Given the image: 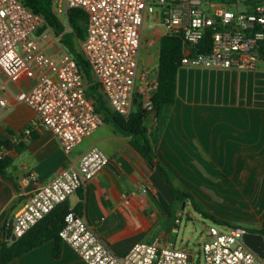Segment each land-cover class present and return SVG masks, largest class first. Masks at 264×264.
Wrapping results in <instances>:
<instances>
[{
    "label": "built area",
    "instance_id": "1",
    "mask_svg": "<svg viewBox=\"0 0 264 264\" xmlns=\"http://www.w3.org/2000/svg\"><path fill=\"white\" fill-rule=\"evenodd\" d=\"M50 1L59 19L68 18L73 10L86 14L87 32L79 41V53L112 110L125 118L138 104L154 115L152 98L159 83L151 73L140 72L139 55L145 20L155 17L158 10L166 35L183 38L182 67L254 71L264 62V0ZM44 24V18L21 0H0V73L14 78L30 69L36 74V84L16 97L37 115L24 134L30 136L33 128L51 132L70 153L102 126L103 117L87 96V84L74 56L66 51L58 61L42 46L37 32ZM206 36L211 39L210 50L200 53L198 46ZM0 105L7 106L6 100L0 99ZM6 151L1 148L0 157ZM108 164L107 155L92 147L78 164L68 165L51 183L38 186L15 215L12 235L22 238ZM24 182L36 183V177L31 174ZM180 222L179 217L176 223ZM246 232L240 227L211 228L202 249L204 264H264L245 244ZM59 237L87 264H195L190 252L158 242L136 243L118 256L70 208Z\"/></svg>",
    "mask_w": 264,
    "mask_h": 264
},
{
    "label": "crops",
    "instance_id": "2",
    "mask_svg": "<svg viewBox=\"0 0 264 264\" xmlns=\"http://www.w3.org/2000/svg\"><path fill=\"white\" fill-rule=\"evenodd\" d=\"M160 27L155 17L145 20L141 49L147 28L152 32L146 41L152 50L149 61H159L160 40L166 35L163 27V31L157 30ZM41 44L45 45L42 40ZM46 48L56 60L61 59ZM36 82L30 69L14 78L0 73V99L7 103L0 105V139L24 144L20 152L10 149L5 155L12 164L6 177L0 176V242H12V233L10 239L5 238L4 227L8 229L38 186L51 183L65 167L78 164L90 148L98 147L109 164L69 198V208L82 215L118 256L136 243L172 245L183 204L181 207L156 169L131 146L130 136L103 121L95 133L67 153L51 132L33 128L30 136L24 134L37 115L16 97ZM153 128L152 120L150 131ZM154 149L175 188L179 187L176 181L187 176L182 177L184 174L194 172L195 161L204 164L203 157H211V188H224L221 194H233L259 207L254 213L261 222L253 230L263 229L264 62L254 71L181 67L176 101ZM31 174L36 183L24 182ZM54 246L53 241L48 242L10 264H87L64 242L60 257L55 258Z\"/></svg>",
    "mask_w": 264,
    "mask_h": 264
},
{
    "label": "trees",
    "instance_id": "3",
    "mask_svg": "<svg viewBox=\"0 0 264 264\" xmlns=\"http://www.w3.org/2000/svg\"><path fill=\"white\" fill-rule=\"evenodd\" d=\"M21 2L34 13L44 18L45 24L38 30V36L48 28L57 36L62 35L61 42L67 51L74 56L77 65L82 71L87 84V96L93 101L95 110L103 117V121L111 122L119 132L131 137V146L151 167L156 169L176 199H192L191 195L173 186L169 172L157 160L154 149L162 136L166 122L176 101L178 72L182 67V59L184 57L183 38L178 35H164L160 40V56L156 74L159 86L152 98L154 112H156L155 115L147 112L142 108L141 104H138L136 105L135 111L128 118H125L112 110L109 102L102 95L88 62L77 50V43L82 41L86 36V14L80 10L71 11L68 16L71 31L65 32L66 29L61 19L53 13L50 0H21ZM210 47V36H206L198 46V52L207 53ZM153 119L154 128L150 131L148 123ZM1 148L6 150L15 149L20 152L24 148V144L21 142L16 145L12 140L0 139ZM11 164L12 159L10 157H0V176L6 177V169ZM68 210L69 206L66 202L38 223L22 238L17 239L11 244L1 241L0 264H10L32 250L51 241L55 243L54 257L59 258L61 254V243L63 242L59 237V231L64 223ZM205 216L208 215L205 214ZM248 232L260 233L264 236V225L261 230H250ZM11 233V230L4 227L6 239L11 238Z\"/></svg>",
    "mask_w": 264,
    "mask_h": 264
},
{
    "label": "rangeland",
    "instance_id": "4",
    "mask_svg": "<svg viewBox=\"0 0 264 264\" xmlns=\"http://www.w3.org/2000/svg\"><path fill=\"white\" fill-rule=\"evenodd\" d=\"M151 1L157 2L158 0ZM60 19L65 26V32L71 31L69 18L62 17ZM155 19H160L159 10ZM157 30L161 32L163 28L160 27ZM151 33V30L145 28V42H143L139 55V70L151 73L154 78L157 74L158 60L149 61L152 50L146 42L150 40ZM41 37L45 43L44 46L49 47L51 53L58 55L56 58H61L67 51L61 42L62 35L57 36L50 28L46 29ZM78 46L79 43H77V50ZM151 122L148 123V127L151 126ZM203 158L204 164L195 161L193 173L188 172L182 176L187 175L182 180H175L179 185L176 189L188 193L192 199H177L181 207L183 204L181 222L178 225V231L173 234L171 241L169 240L175 248L190 252L195 259V264H204L202 249L211 228L229 231L232 228L240 227L250 231L258 228L261 222L256 220V213H254L259 211V207L247 203L244 198H235L233 194L231 196L221 194L224 188L216 190L211 188V157L204 156ZM164 242L166 243L167 240ZM197 260H199L198 263Z\"/></svg>",
    "mask_w": 264,
    "mask_h": 264
},
{
    "label": "water",
    "instance_id": "5",
    "mask_svg": "<svg viewBox=\"0 0 264 264\" xmlns=\"http://www.w3.org/2000/svg\"><path fill=\"white\" fill-rule=\"evenodd\" d=\"M156 112H154L155 115ZM14 220H10L8 230H12ZM17 239L12 235V242ZM245 244L264 260V236L259 233L246 232L244 235Z\"/></svg>",
    "mask_w": 264,
    "mask_h": 264
}]
</instances>
